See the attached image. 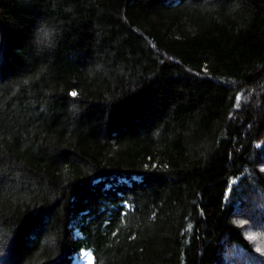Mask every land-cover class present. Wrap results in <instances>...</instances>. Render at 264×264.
I'll list each match as a JSON object with an SVG mask.
<instances>
[{"label":"trees","instance_id":"obj_1","mask_svg":"<svg viewBox=\"0 0 264 264\" xmlns=\"http://www.w3.org/2000/svg\"><path fill=\"white\" fill-rule=\"evenodd\" d=\"M240 220L264 0H0V264H264Z\"/></svg>","mask_w":264,"mask_h":264},{"label":"rangeland","instance_id":"obj_2","mask_svg":"<svg viewBox=\"0 0 264 264\" xmlns=\"http://www.w3.org/2000/svg\"><path fill=\"white\" fill-rule=\"evenodd\" d=\"M240 223L245 227L246 236L250 239L254 246V250L256 252V256L260 258L262 263L264 262V232L260 235L257 232L253 231L248 227V223L246 221L240 220Z\"/></svg>","mask_w":264,"mask_h":264},{"label":"snow or ice","instance_id":"obj_3","mask_svg":"<svg viewBox=\"0 0 264 264\" xmlns=\"http://www.w3.org/2000/svg\"><path fill=\"white\" fill-rule=\"evenodd\" d=\"M73 95H76L75 93H73Z\"/></svg>","mask_w":264,"mask_h":264}]
</instances>
